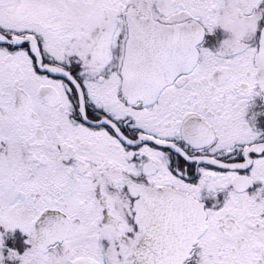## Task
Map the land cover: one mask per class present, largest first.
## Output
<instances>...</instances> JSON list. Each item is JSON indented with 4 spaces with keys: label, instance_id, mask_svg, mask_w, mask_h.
Returning a JSON list of instances; mask_svg holds the SVG:
<instances>
[{
    "label": "snow or ice",
    "instance_id": "obj_1",
    "mask_svg": "<svg viewBox=\"0 0 264 264\" xmlns=\"http://www.w3.org/2000/svg\"><path fill=\"white\" fill-rule=\"evenodd\" d=\"M264 0H0V264H264Z\"/></svg>",
    "mask_w": 264,
    "mask_h": 264
},
{
    "label": "flooded vegetation",
    "instance_id": "obj_2",
    "mask_svg": "<svg viewBox=\"0 0 264 264\" xmlns=\"http://www.w3.org/2000/svg\"><path fill=\"white\" fill-rule=\"evenodd\" d=\"M257 112L261 113V115L256 117L255 126L261 131H264V102H261L259 99L256 100L255 105L251 108L248 115L251 116L252 113Z\"/></svg>",
    "mask_w": 264,
    "mask_h": 264
}]
</instances>
